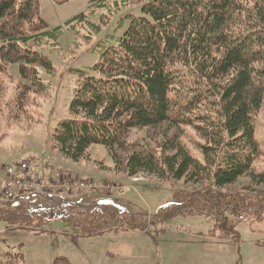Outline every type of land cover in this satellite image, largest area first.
Listing matches in <instances>:
<instances>
[{
    "label": "trees",
    "instance_id": "obj_1",
    "mask_svg": "<svg viewBox=\"0 0 264 264\" xmlns=\"http://www.w3.org/2000/svg\"><path fill=\"white\" fill-rule=\"evenodd\" d=\"M130 1L91 0V5L118 9ZM142 11L117 45L100 50L92 66L98 75L79 72L70 117L55 127L50 144L74 162L102 145L115 174L183 181L184 189L153 216L105 199L79 206L36 195L42 199L0 202V220L37 230L64 219L83 235L97 236L115 229L145 231L176 214L202 213L214 221L213 232L231 239H238L241 221L264 222L255 121L264 106V0H148ZM82 21L84 14L66 25ZM61 31L48 28L38 0H0V75L19 64L20 109L32 94L49 92L39 70L53 75L54 67L35 48L56 43ZM187 126L202 139L195 142L202 158L184 140ZM133 130L144 131L143 141L129 139ZM243 178L247 186L224 190ZM22 261L12 251L0 257V264ZM52 264L71 262L59 257Z\"/></svg>",
    "mask_w": 264,
    "mask_h": 264
},
{
    "label": "rangeland",
    "instance_id": "obj_2",
    "mask_svg": "<svg viewBox=\"0 0 264 264\" xmlns=\"http://www.w3.org/2000/svg\"><path fill=\"white\" fill-rule=\"evenodd\" d=\"M38 1L41 18L48 28L62 29L56 43L49 40L35 48L50 58L54 72L51 75L39 70L41 79L49 85V92L32 94L23 109L16 103V86L21 78L19 64H10L0 75V171L8 164L19 165L23 160L32 159L31 168L48 177L41 178L59 183L62 189L66 184L71 186L69 192L65 189L50 194L52 199L89 206L108 196L130 211L153 216L178 190L184 189L183 181L171 183L141 174L118 177L111 173L113 161L102 145L91 146L88 156L74 163L50 144L55 127L70 117L69 105L79 72L98 75L92 66L99 60L100 50L117 45L130 19L144 15L142 6L148 0L130 1L118 9L112 4L96 8L91 0ZM81 14L86 15L82 25H66ZM255 121L261 151L256 165L264 170V106ZM185 131L184 140L191 153L202 158L195 144L202 139L192 126L185 127ZM144 137V131L133 130L129 134L131 141H143ZM48 169L60 175L49 178ZM32 174L29 172L23 178L28 179L25 185L37 177ZM85 180L95 188L89 184L86 189V185L80 184V181L86 184ZM248 183L243 178L224 190H239ZM38 195L49 194L43 191ZM29 198L42 199L36 195ZM7 201L0 198V202ZM213 230L214 221L202 213L176 214L165 221L153 222L145 231L115 229L97 236L83 235L78 227L64 219L49 221L37 230L13 228L0 220V257L12 251L22 255L23 264H52L59 257L67 258L71 264H264V222L241 221L236 227L238 239L221 238L220 232Z\"/></svg>",
    "mask_w": 264,
    "mask_h": 264
},
{
    "label": "built area",
    "instance_id": "obj_3",
    "mask_svg": "<svg viewBox=\"0 0 264 264\" xmlns=\"http://www.w3.org/2000/svg\"><path fill=\"white\" fill-rule=\"evenodd\" d=\"M31 165L32 159L25 161L23 160L19 163V165L8 164L3 168V170L0 171L2 177V193L0 195V198H5L6 200L11 201L21 196L42 194L43 191H46L48 194H52L61 192L65 189L67 190H65L66 192H69V190L71 189V186L68 184L64 185L65 189H62L59 186V183H54L39 176L34 178L32 177L33 181H30L32 183L31 185L30 182L28 185H25L24 182H26L28 179L24 180L23 178L29 175V172H31ZM32 175H30L29 177H31ZM76 181L78 180H74V182ZM85 181L86 184L83 183L84 181H80V184L83 186L86 185V189L89 188V186H87L89 184H91L93 188H95L93 183L87 180Z\"/></svg>",
    "mask_w": 264,
    "mask_h": 264
},
{
    "label": "crops",
    "instance_id": "obj_4",
    "mask_svg": "<svg viewBox=\"0 0 264 264\" xmlns=\"http://www.w3.org/2000/svg\"><path fill=\"white\" fill-rule=\"evenodd\" d=\"M68 160V159H67ZM74 163H77V162H74ZM112 165H113V162L111 163V166H110V168L112 167ZM32 170H31V172L33 173V174H35V175H37V176H39V177H46V178H48L47 176H45V175H42L41 173H39L38 171H37V169L36 168H34L33 169V166H32V168H31ZM106 171H108V170H106ZM111 171V170H110ZM48 176H49V178H52V177H57V176H59L60 174V172L59 173H57V171H53L52 169H48ZM111 173H112V171H111ZM117 176L118 177H120V176H123L124 177V175H118L117 174ZM47 198L48 197H50V198H52V196L49 194V195H47L46 196ZM102 199H105V200H110V201H115V202H117V200L116 199H113V198H111V197H108V196H106V197H102V198H100V199H98V200H96L95 202H97V201H99V200H102Z\"/></svg>",
    "mask_w": 264,
    "mask_h": 264
}]
</instances>
